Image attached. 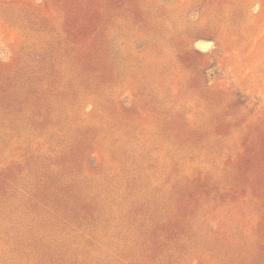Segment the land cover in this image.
Masks as SVG:
<instances>
[{
  "label": "rangeland",
  "instance_id": "374dc122",
  "mask_svg": "<svg viewBox=\"0 0 264 264\" xmlns=\"http://www.w3.org/2000/svg\"><path fill=\"white\" fill-rule=\"evenodd\" d=\"M0 264H264V0H0Z\"/></svg>",
  "mask_w": 264,
  "mask_h": 264
}]
</instances>
